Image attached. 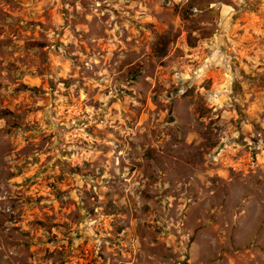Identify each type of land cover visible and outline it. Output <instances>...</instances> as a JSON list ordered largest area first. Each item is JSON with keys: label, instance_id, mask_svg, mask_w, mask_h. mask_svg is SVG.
<instances>
[{"label": "rangeland", "instance_id": "374dc122", "mask_svg": "<svg viewBox=\"0 0 264 264\" xmlns=\"http://www.w3.org/2000/svg\"><path fill=\"white\" fill-rule=\"evenodd\" d=\"M0 264H264V0H0Z\"/></svg>", "mask_w": 264, "mask_h": 264}, {"label": "trees", "instance_id": "16d2710c", "mask_svg": "<svg viewBox=\"0 0 264 264\" xmlns=\"http://www.w3.org/2000/svg\"><path fill=\"white\" fill-rule=\"evenodd\" d=\"M165 54V53H164ZM164 54L162 56H164Z\"/></svg>", "mask_w": 264, "mask_h": 264}]
</instances>
